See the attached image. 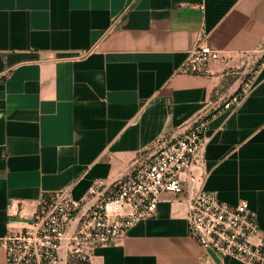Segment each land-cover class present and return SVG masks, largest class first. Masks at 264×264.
I'll list each match as a JSON object with an SVG mask.
<instances>
[{"label": "crops", "instance_id": "1", "mask_svg": "<svg viewBox=\"0 0 264 264\" xmlns=\"http://www.w3.org/2000/svg\"><path fill=\"white\" fill-rule=\"evenodd\" d=\"M200 36L225 58L178 73ZM263 42L264 0H0V238L30 224L42 194L70 187L79 199L95 180L109 185L200 117L205 188L246 199L264 236V68L253 71L251 53ZM250 75L246 98L225 107ZM174 198L163 193L88 260L63 248L57 264H207Z\"/></svg>", "mask_w": 264, "mask_h": 264}, {"label": "built area", "instance_id": "2", "mask_svg": "<svg viewBox=\"0 0 264 264\" xmlns=\"http://www.w3.org/2000/svg\"><path fill=\"white\" fill-rule=\"evenodd\" d=\"M251 53L256 57L253 71L264 68V42ZM222 58L225 55L200 36L177 72L204 75L211 62ZM253 85L254 75H250L225 107L238 106ZM205 131L206 118L200 117L177 133L157 137L132 162L127 175L109 185L95 180L82 198H75L70 187L42 194L30 224L0 238L5 264H57L63 248L71 257L88 260L97 246L114 242L132 223L153 214L165 192L175 194L173 200L184 204L189 235L203 248L207 264H224L226 257L264 264V236L256 211L244 198L230 204L205 188L209 141ZM108 187V201L102 204ZM92 198L96 202L70 230L77 213ZM124 204L133 210L127 219L119 212ZM108 207L116 211L112 220Z\"/></svg>", "mask_w": 264, "mask_h": 264}, {"label": "rangeland", "instance_id": "3", "mask_svg": "<svg viewBox=\"0 0 264 264\" xmlns=\"http://www.w3.org/2000/svg\"><path fill=\"white\" fill-rule=\"evenodd\" d=\"M109 190H110V187H108V188L105 190V193H104L105 201H104L102 204H105V202L108 201V200L106 199V196H107ZM99 199L102 200V197H100ZM95 202H96V199L94 200L93 203H95ZM97 202H98V201H97ZM132 211H133V210L131 209V207L128 206V205H126V204H124V206H122V208L119 209V212H120L121 214H123V218H124V219H127L126 216H127L128 214H130V212H132ZM107 212H108V219H109V220H112L113 217H114V214L116 213V211H115V210H112V209H110V207H108V211H107Z\"/></svg>", "mask_w": 264, "mask_h": 264}]
</instances>
